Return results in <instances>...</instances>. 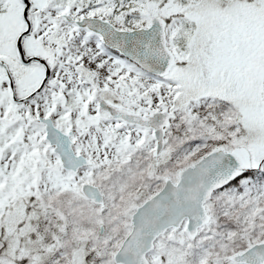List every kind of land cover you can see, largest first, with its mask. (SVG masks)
<instances>
[{
	"label": "snow or ice",
	"instance_id": "1",
	"mask_svg": "<svg viewBox=\"0 0 264 264\" xmlns=\"http://www.w3.org/2000/svg\"><path fill=\"white\" fill-rule=\"evenodd\" d=\"M0 264H264V0H0Z\"/></svg>",
	"mask_w": 264,
	"mask_h": 264
}]
</instances>
